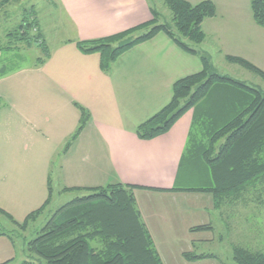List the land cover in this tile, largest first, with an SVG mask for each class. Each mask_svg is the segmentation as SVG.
<instances>
[{
    "label": "crops",
    "instance_id": "crops-1",
    "mask_svg": "<svg viewBox=\"0 0 264 264\" xmlns=\"http://www.w3.org/2000/svg\"><path fill=\"white\" fill-rule=\"evenodd\" d=\"M17 1L0 0V11ZM185 1L196 4L203 0ZM209 1L215 6V15L201 24L205 40L200 48H194L197 53L209 57L205 45L211 41L223 59L225 55L240 57L264 72V29L255 23L250 1ZM47 3L57 12V25L70 28L66 38L51 41L50 47L39 24L40 8ZM44 5L30 1L20 8L21 12L31 7L35 11L49 51L43 63L37 64L43 57L39 50L34 63L4 71V52L0 51V85L10 76L23 80L15 86L7 114L0 116V185L7 188L4 191L0 186V208L24 219L46 200L48 183L52 196L55 192L69 193L62 191L64 187L136 186L138 208L164 264H217L210 259L188 263L180 256L193 241L189 236V228L195 224L192 220H202L205 210L213 209L207 193L172 191L180 186L177 170L186 148L192 110L154 139L140 140L135 134L141 122L170 101L177 79L201 70L199 57L182 51L161 32L124 52L104 72L99 68L98 55L81 53L76 42L107 37L149 22V1L50 0ZM17 47L25 51L32 45ZM76 105L88 111L89 119L64 151L79 124ZM200 197L205 199L203 207L197 208L193 217L187 205L200 204ZM170 235L185 242L179 255L168 253ZM10 258L9 251L0 248V263Z\"/></svg>",
    "mask_w": 264,
    "mask_h": 264
},
{
    "label": "trees",
    "instance_id": "trees-1",
    "mask_svg": "<svg viewBox=\"0 0 264 264\" xmlns=\"http://www.w3.org/2000/svg\"><path fill=\"white\" fill-rule=\"evenodd\" d=\"M162 1L171 14L173 29L158 23V13L151 8L152 19L149 22L107 37L77 41L76 47L83 54H97L99 68L104 72H108L124 52L161 32L182 51L197 55L201 70L177 79L171 87L170 101L141 122L135 134L140 140L154 139L167 133L186 112L192 110L188 140L177 173L179 177L186 164V168L191 170L189 174L198 171L206 177L205 185L193 188L178 186L172 191L207 193L212 198L215 211L242 200L250 192L255 195L253 201L263 205L264 94L227 75L213 72L209 57L197 53L191 45H199L205 39L201 23L215 15L213 2ZM249 1L255 23L264 29V0ZM8 35H16L17 41L24 42L25 47L34 44L40 48L43 57L37 59V64H42L49 56L33 7L22 12L21 23L14 34ZM17 48L8 45L0 51ZM224 59L264 81V72L247 60L231 55ZM76 107L80 113L79 124L65 144L64 151L89 119L88 111ZM195 124L203 130L201 140L192 135ZM188 144L191 145L189 151ZM136 188L123 183L62 188L63 192L84 194L75 196L51 215L38 235L27 242V259L20 264H164L138 208L134 194ZM51 197L48 183L46 200L28 213L21 223L14 221L1 208L0 214L25 231L29 223L46 210ZM208 230H212L210 223L189 228L191 233ZM1 236L15 244L8 233L0 231ZM182 256L188 262L213 258V255L191 251H184ZM231 256L236 264H264V252L237 245L232 246ZM13 261L14 258H10L0 264Z\"/></svg>",
    "mask_w": 264,
    "mask_h": 264
},
{
    "label": "rangeland",
    "instance_id": "rangeland-1",
    "mask_svg": "<svg viewBox=\"0 0 264 264\" xmlns=\"http://www.w3.org/2000/svg\"><path fill=\"white\" fill-rule=\"evenodd\" d=\"M30 1L39 2L43 7L45 6L44 4L46 1L50 2V0H19L12 3L9 7L2 9V11H0V48L6 47L8 45H21L22 47H24V42L17 41L16 35L11 36L8 34H14V30H16L18 24L21 23L22 12L20 8L22 4L24 5ZM148 1L152 9H154L158 13V23L166 24L173 29L171 14L164 5L163 1ZM47 4V7L40 8L39 17L41 18V20L39 21V24L40 28L45 31L46 35H44L48 40L47 45L50 47L51 41L53 42L55 41V39L56 41H61L62 39L66 38V32L67 30H70V28L66 24L57 25L58 22H60L57 17V12L51 8L50 3ZM42 23L44 26H42ZM204 40L202 42H204ZM191 45L194 48L198 47V45ZM205 49L208 52L210 59L209 62L213 72L221 75H227L237 81L245 83L252 88L258 89L261 93L264 94V81L262 79L238 65L228 63L225 59H223V56L219 54L215 44L211 41L206 43ZM39 50L40 49L34 44L32 45L31 49L25 51H18L14 49L12 53H8L6 52V50H2V52H4V55L2 54L4 71H7L8 69H19L20 67H24L30 63H34L36 61V57L39 54ZM40 55L42 54L40 53ZM7 56L11 57L8 59ZM17 78L18 77L16 76H10L8 80L4 81L5 83H2L0 85V113L2 112L0 116H2L3 113L7 114L9 99L11 100L15 95V86L21 84V82L23 81H18ZM201 131L203 130L200 129V125L195 124L192 135L201 140V138L204 137L202 136ZM189 149H191L190 144H188V151ZM188 151L186 152V155ZM186 166L187 165L185 164L182 171L180 172V187L193 188L205 185L204 180L206 179V177L204 175L202 176V174L198 171H194L192 174H189L191 170L189 171V168L187 169ZM0 186L4 191H7V188L4 185ZM83 194L84 193L80 192L63 194H58L57 192H55L46 210L35 221L30 222L25 231L16 227L9 221L8 218L0 214V231L8 233L15 243L13 245L6 236L0 237V248L7 249L11 257L14 258V261L11 264H20L23 260H26V255L28 254L26 251L27 242L38 235L39 231L47 222V220L60 206L67 203L75 196H80ZM202 196L204 197L205 195ZM254 196L255 195L250 192L244 195L242 200H238L232 205L226 204L220 211H215L214 209L208 208L207 210H205L207 214L203 215L202 220H192V222L195 223L194 226L210 223L212 225V230L192 233L190 232L189 236L193 238V241L190 242V246L188 248L189 250H186L185 252L191 251L195 254L213 255V258L210 257L207 260H213L217 264H236L232 260L231 256V249L233 245L241 246L243 248L245 247L247 249H251L252 251L264 252V204L260 205L256 203L255 200L253 201ZM4 197L8 199L7 196L4 195ZM204 200V198L200 197V204L189 203L186 208L187 211L190 210L193 213V217L197 216L196 209L199 207H203ZM12 218L14 221L21 223L23 216L19 214L18 217ZM170 238L172 243L170 252L168 253H170L171 255H179V253H181L179 252V250L184 247V240L182 238H176V236L171 235ZM181 255L182 254H180V256ZM180 256L177 258H180ZM39 260L42 261L41 259ZM203 260L205 259L198 261L200 262ZM185 262L188 261L185 260Z\"/></svg>",
    "mask_w": 264,
    "mask_h": 264
}]
</instances>
